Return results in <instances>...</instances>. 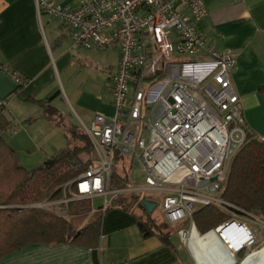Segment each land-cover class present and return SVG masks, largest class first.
Returning <instances> with one entry per match:
<instances>
[{"label": "built area", "instance_id": "1", "mask_svg": "<svg viewBox=\"0 0 264 264\" xmlns=\"http://www.w3.org/2000/svg\"><path fill=\"white\" fill-rule=\"evenodd\" d=\"M34 2L38 17L57 20L70 31V51H102L115 45L119 62L109 85L114 114H95L89 127L79 122L94 161L60 187V199L26 209L65 218L71 203L89 201L92 207L94 199H100L96 211L104 213L120 197L135 195L160 199V212L169 225L189 221L194 228L193 215L201 207L256 219L220 198L247 132L231 82L235 56L216 49L197 29L207 15L203 0H79L76 6ZM177 4L189 15L177 11ZM173 54L177 59L198 58L175 63L170 62ZM0 72L20 86L25 83L2 66ZM5 108L6 102L0 101V117ZM256 141L262 143L264 137ZM124 164L129 170L138 164L141 184L111 188L115 168ZM232 226L237 228L230 241L223 242L242 241L234 249L237 254L256 240L257 233L236 220L216 230ZM178 235L182 241L189 236L185 230Z\"/></svg>", "mask_w": 264, "mask_h": 264}, {"label": "crops", "instance_id": "2", "mask_svg": "<svg viewBox=\"0 0 264 264\" xmlns=\"http://www.w3.org/2000/svg\"><path fill=\"white\" fill-rule=\"evenodd\" d=\"M54 1L61 6H76L79 2ZM203 3L207 15L198 22L197 29L216 49L234 54L236 70L231 82L240 98L245 130L255 138L264 137V102L258 93L264 86V0H203ZM176 9L189 15L182 4H177ZM56 21L45 15L38 17L34 0H0V66L25 82L14 95L19 102L18 109L13 101L6 102L2 122L8 126L4 132L15 136L14 128L18 126L23 131V140L30 134L33 143L27 141L40 145L43 160L64 149L59 143L67 144V133L62 126L55 125L37 101L55 108L65 125L81 122L89 127L95 114H114L109 87L85 90L78 77H74L81 66L90 64L95 49L70 51V31ZM102 52L107 56L115 54V73L118 48L112 45ZM10 141L14 146L21 139ZM91 209L95 212L99 207L92 204ZM138 218V212L110 207L101 213L97 247L32 246L2 258L0 264H197L185 247L173 243L172 237L168 244L156 236L145 237L139 229ZM216 233L226 242L230 241L227 231L220 229L215 232V239L209 238L212 233L201 238L192 233L189 244L196 242L203 247L202 240L209 238V243L218 240L222 247H213L216 263L233 264L230 258H234V249L241 243L231 240L225 246ZM261 255H258L260 260L264 256ZM202 264H212V261Z\"/></svg>", "mask_w": 264, "mask_h": 264}, {"label": "trees", "instance_id": "3", "mask_svg": "<svg viewBox=\"0 0 264 264\" xmlns=\"http://www.w3.org/2000/svg\"><path fill=\"white\" fill-rule=\"evenodd\" d=\"M258 93L264 102V86L259 88ZM36 103L44 108L55 125L65 129L67 144L38 169L28 171L18 164L16 152L1 136L8 125H3L0 117V260L32 246L71 244L95 248L98 245L101 212H92L89 201L71 203L65 218L39 209L25 208L30 204L60 199V187L87 169L81 156L91 148L80 125H65L55 108L41 101ZM118 168L122 167L115 168L111 188L126 184L125 173L118 171ZM220 198L264 221V142L259 143L255 137L247 134L246 143L230 163ZM143 201L156 205L153 198L134 195L120 197L111 207L138 212V226L144 236H156L168 244L185 222L177 225L161 223L158 221L160 214L155 215L156 208L151 214L148 213L142 205ZM229 219L216 207L198 208L193 215L196 230L207 236L217 227L228 223Z\"/></svg>", "mask_w": 264, "mask_h": 264}, {"label": "rangeland", "instance_id": "4", "mask_svg": "<svg viewBox=\"0 0 264 264\" xmlns=\"http://www.w3.org/2000/svg\"><path fill=\"white\" fill-rule=\"evenodd\" d=\"M92 56L93 57H91V59H90V64H86L84 66H81L79 68V71L75 73L76 75L74 77L75 78L78 77L80 85H82L83 89H85V90H93L96 87L101 88V86L104 90H106L110 85V78L114 74L113 73L114 72L113 64H114L115 54L114 55L110 54L109 56H107V55H104V52L95 50L93 52ZM194 58H198V57L183 56V57H181V59H177V56L175 54H173V57H172L170 62L176 63V62L182 61V60L194 61L195 60ZM11 101H13L12 104L14 103L15 109L17 110L19 102H18L16 96H14V95L10 96L9 98H7L5 100V102H8V103H11ZM58 101H60V100H58ZM33 107H35V106H33ZM35 109H37V108H35ZM33 113H37V110L36 111L33 110ZM14 129L17 131V135L11 136L9 134V132H4L1 134V136L11 146V148L16 152L19 165L23 166L28 171H34V170L38 169L43 164V162L45 161L41 157L42 153L40 151V145L39 144H31V143H33V139L31 138L30 134L29 135L27 134V138L23 140L21 138L22 136H24L23 131L18 126H16ZM262 132H264V131H262ZM34 136H36V135H34ZM11 138L12 139L13 138H19V139H21V141L19 143H17L18 145L14 144V146H13L11 144V141H10ZM27 140L28 141L31 140L30 141L31 143H29ZM90 145H91V143H90ZM59 146H63L65 148L66 142L65 143H59ZM92 151L93 150H92V146H91L89 151H87L85 154H83L81 156L83 163L87 164V167L95 159L93 157ZM121 167L122 168H118L117 170L123 171L125 173L124 177L126 178V183L141 184L142 173H141V170H140V167L138 166V164L133 165L131 173L129 175V179H127V177H126V174L129 172L128 166H126V164H124ZM152 198L156 200L155 215L157 216L160 214V217H161V219H159L158 221H160L161 223L162 222L165 223L166 221L160 212V210H161L160 199H158L156 196L152 197ZM92 204H93V207L97 208V207H100L101 201L99 199H94ZM30 205H33V204H30ZM224 213H226V212H224ZM226 215H228V217H230L228 222H230L232 220H236V221L241 222V223L244 222L247 225L251 226L257 233V238L251 245L245 247L239 253L234 254L235 259L229 257L231 259V261L234 260L233 264H246V263L253 264L256 261L264 262V256H262V255H264V221H262L261 219H259L256 216H254V218H256V219H246L240 213H234V214L226 213ZM232 215H235V217H233ZM258 222H260V223H258ZM193 224H194V222H193ZM171 227L174 228L176 226H171ZM235 229L236 228L234 227V228L228 230L227 233L230 235L231 232H233ZM181 230L187 231L189 236L187 237L186 240L182 241L180 236L178 235V233H174V235L172 236V241L174 244H176L179 247H185L188 254L193 255L197 264H202L203 262H210V260L212 261V264H217L215 261L216 257H217L215 255L216 251L213 247L219 248V247H222V245L218 242V240H215L216 242H214V243L208 242L210 237H214V234H215L214 230L212 232H210V233H212V235L209 236V238L201 241L204 244L203 247L199 246L196 242H194L193 245L189 244L191 232L197 234L200 238L206 235V234L201 235L196 230L195 225L193 228L191 223L189 221H187L184 223ZM218 238H219V236H218ZM213 239H215V237ZM261 253H262V255H261ZM258 255L262 256L261 260H260Z\"/></svg>", "mask_w": 264, "mask_h": 264}, {"label": "water", "instance_id": "5", "mask_svg": "<svg viewBox=\"0 0 264 264\" xmlns=\"http://www.w3.org/2000/svg\"><path fill=\"white\" fill-rule=\"evenodd\" d=\"M19 89V84L13 82L6 73L0 72V101H5L10 96L17 94ZM215 180V178L212 179V181ZM142 205L150 214L154 211L156 207L154 204L148 201H143Z\"/></svg>", "mask_w": 264, "mask_h": 264}, {"label": "bare ground", "instance_id": "6", "mask_svg": "<svg viewBox=\"0 0 264 264\" xmlns=\"http://www.w3.org/2000/svg\"><path fill=\"white\" fill-rule=\"evenodd\" d=\"M237 228V226H232L230 229H232V228ZM217 229V228H216ZM216 229H214V232H217V230ZM221 229H224L225 230V232L226 231H228V230H230V229H228V230H226V228L225 227H223V228H221ZM220 230V229H219ZM218 230V231H219ZM193 231V230H192ZM232 233V232H231ZM191 235H192V232L190 233V239L189 240H191ZM217 235H218V233H217ZM219 236V235H218ZM220 238H221V236H219ZM230 238H231V234H230ZM222 239V238H221ZM222 241H223V239H222ZM237 242V241H236ZM190 243V242H189ZM224 243V242H223ZM239 243H241L242 244V241H240ZM241 244H239L238 245V248L237 249H239V247H240V245ZM226 246V245H225ZM227 249H228V247H227ZM229 250V249H228ZM254 264H262L261 262H259V261H257L256 263H254Z\"/></svg>", "mask_w": 264, "mask_h": 264}]
</instances>
